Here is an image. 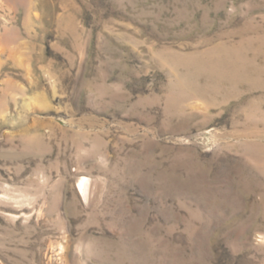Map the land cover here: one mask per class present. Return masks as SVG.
Returning a JSON list of instances; mask_svg holds the SVG:
<instances>
[{
    "label": "rangeland",
    "instance_id": "374dc122",
    "mask_svg": "<svg viewBox=\"0 0 264 264\" xmlns=\"http://www.w3.org/2000/svg\"><path fill=\"white\" fill-rule=\"evenodd\" d=\"M0 264H264V0H0Z\"/></svg>",
    "mask_w": 264,
    "mask_h": 264
},
{
    "label": "bare ground",
    "instance_id": "6f19581e",
    "mask_svg": "<svg viewBox=\"0 0 264 264\" xmlns=\"http://www.w3.org/2000/svg\"><path fill=\"white\" fill-rule=\"evenodd\" d=\"M85 178H83V180H82V182L79 184V186H80V188L82 189V190H84V188H85Z\"/></svg>",
    "mask_w": 264,
    "mask_h": 264
}]
</instances>
